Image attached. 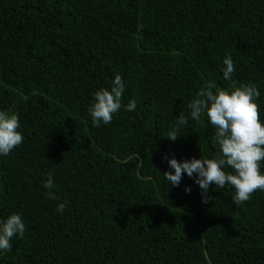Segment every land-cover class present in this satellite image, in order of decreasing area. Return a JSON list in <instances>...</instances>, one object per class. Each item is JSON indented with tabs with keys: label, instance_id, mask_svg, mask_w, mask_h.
<instances>
[{
	"label": "trees",
	"instance_id": "1",
	"mask_svg": "<svg viewBox=\"0 0 264 264\" xmlns=\"http://www.w3.org/2000/svg\"><path fill=\"white\" fill-rule=\"evenodd\" d=\"M228 55L264 119V0H0V108L24 137L0 157V218L27 226L0 264H264V191L235 205L213 185L205 204L186 173L165 179V153L218 154L207 118L165 135L208 81L231 85ZM117 74L137 108L95 127L89 105Z\"/></svg>",
	"mask_w": 264,
	"mask_h": 264
},
{
	"label": "clouds",
	"instance_id": "2",
	"mask_svg": "<svg viewBox=\"0 0 264 264\" xmlns=\"http://www.w3.org/2000/svg\"><path fill=\"white\" fill-rule=\"evenodd\" d=\"M222 72L231 85L220 87L214 81H208L188 101V115L180 113L174 121V128L165 135L175 142L189 119L202 122L207 118L215 129L213 142L219 148L218 154L178 160L174 154L165 153L162 158L169 170L164 173L165 179L175 187L180 186L185 173L193 178L202 190L205 204L211 199L213 185L216 189L231 185L235 189L232 202L243 205L255 191H264V119L258 103L261 93L255 86L233 80L235 65L230 55L223 59ZM125 89L124 78L117 74L110 88L95 91L88 108L93 126L110 124L122 108L128 112L136 110L135 99L123 103ZM23 139L19 114L0 108V157H7L22 144ZM54 176L55 173L49 171L43 187L48 190L45 194L49 199L60 200L55 191ZM185 190L190 193L191 187ZM67 206L66 200H60L57 211L62 214ZM26 231L21 214L13 212L6 218H0V254L10 251L13 239L17 236L23 238Z\"/></svg>",
	"mask_w": 264,
	"mask_h": 264
}]
</instances>
